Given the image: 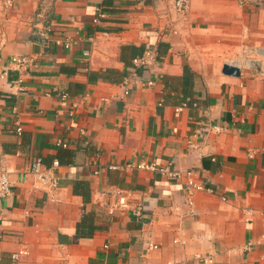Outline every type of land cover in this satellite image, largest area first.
<instances>
[{
    "label": "crops",
    "instance_id": "obj_1",
    "mask_svg": "<svg viewBox=\"0 0 264 264\" xmlns=\"http://www.w3.org/2000/svg\"><path fill=\"white\" fill-rule=\"evenodd\" d=\"M11 1L0 0V173L12 188L0 264H264V0H191L185 16L175 0ZM148 49L156 60L125 94ZM21 55L37 65L19 77ZM37 157L60 161L57 190L32 188ZM129 162L192 170L213 192L189 205L181 180L108 169ZM116 188L145 218L109 213Z\"/></svg>",
    "mask_w": 264,
    "mask_h": 264
},
{
    "label": "built area",
    "instance_id": "obj_2",
    "mask_svg": "<svg viewBox=\"0 0 264 264\" xmlns=\"http://www.w3.org/2000/svg\"><path fill=\"white\" fill-rule=\"evenodd\" d=\"M240 7H245L251 5L255 2V0H234ZM5 5L10 6L12 5L11 0H4ZM191 6V0H175L174 8L175 11L185 16L189 12ZM102 17V16H100ZM99 17V18H100ZM99 18L95 19L94 21L97 23L99 22ZM58 44H62L61 41H58ZM69 45V43H66ZM256 54L260 58H264V48H260L256 50ZM157 54L154 50L148 49L146 50L141 56L136 57L133 59L134 68L131 70V73L128 77H126L123 82L122 86L125 88V94L129 93L130 84H133V81L139 80L140 75L138 70L146 69L151 65L152 62L156 60ZM263 59L257 61V63H261ZM37 65V59L33 56L21 55V56H14L11 59V69L16 71L21 77L24 74L29 73L34 67ZM235 65V64H232ZM7 76L6 73L0 71V80L5 79ZM154 84L153 81H149L148 85ZM63 101H67L70 99V96L66 93H62L60 95ZM85 99V95L79 96L78 102ZM78 102L72 103V116L74 115V111L78 108ZM22 131L21 126L19 125L17 128V132L20 133ZM62 147H67L66 143L61 144ZM61 166V163L58 159L53 160L52 165L50 167L46 166L42 157H37L32 161L30 166L29 173L34 177V181L32 183V188L35 190H43L47 192L55 191L59 187V179L56 175V170ZM109 170H143V171H152L158 172L163 175H166L170 178L178 179L182 181V186L184 190V194L187 198L189 205H193V197L197 192L201 191H208L213 192V190L207 186H205L202 182H199L192 170L187 171L186 173H182L181 171H177L172 169L171 164L166 167H159L156 164H148V163H124V164H113L108 166ZM98 171L95 172L97 174ZM11 182L9 179V175L7 172L2 171L0 173V222L3 220V201L6 197H8L12 190H11ZM132 193L129 190H125L122 188H116L111 190L107 193L109 201H108V211L111 215L117 213H124L126 211L132 210L136 217L138 218H145V213L141 205L132 202ZM264 221V219H263ZM157 248L155 245L150 247V249ZM252 249L251 244L249 243L245 247V251L249 252ZM29 255V251L26 248L19 249L12 253L13 260H19L23 256ZM199 264H214L215 259L212 255H199L197 256ZM264 260V255L261 258Z\"/></svg>",
    "mask_w": 264,
    "mask_h": 264
},
{
    "label": "water",
    "instance_id": "obj_3",
    "mask_svg": "<svg viewBox=\"0 0 264 264\" xmlns=\"http://www.w3.org/2000/svg\"><path fill=\"white\" fill-rule=\"evenodd\" d=\"M223 72L227 75H232V76H240L241 74L239 68L232 65H225L223 68Z\"/></svg>",
    "mask_w": 264,
    "mask_h": 264
}]
</instances>
